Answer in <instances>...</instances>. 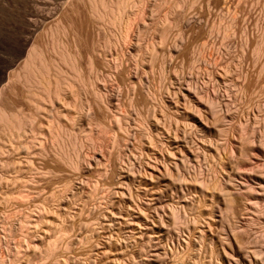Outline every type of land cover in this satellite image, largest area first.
I'll list each match as a JSON object with an SVG mask.
<instances>
[{"label": "rangeland", "instance_id": "374dc122", "mask_svg": "<svg viewBox=\"0 0 264 264\" xmlns=\"http://www.w3.org/2000/svg\"><path fill=\"white\" fill-rule=\"evenodd\" d=\"M125 1L0 0V264H264V0Z\"/></svg>", "mask_w": 264, "mask_h": 264}, {"label": "bare ground", "instance_id": "6f19581e", "mask_svg": "<svg viewBox=\"0 0 264 264\" xmlns=\"http://www.w3.org/2000/svg\"><path fill=\"white\" fill-rule=\"evenodd\" d=\"M117 1H118V0H117ZM117 1L115 0V4H116ZM124 1H125V0H124ZM130 1H131V0H130ZM130 1L128 2V0H127V3H130ZM113 2H114V1H113ZM121 2H122V0H121ZM124 3L127 4L126 1H125ZM131 5H132V4H131ZM134 5H135V4H134ZM134 5H133V6H134ZM113 6H114V5H113ZM115 6H116V10L113 9V11H116V12H114V13H115V17L117 16L118 19H120L118 15H120V13H121L120 11H121V9L123 8V4L120 3V2H119V3L117 2V4H116ZM124 7H126V6L124 5ZM126 9H127V8H126ZM122 10L124 11V8H123ZM126 11H127V10H126ZM114 13H113V14H114ZM122 13H123V12H122ZM123 14H124V13H123ZM120 16H121V15H120ZM122 18H123V17H122ZM116 20H117V18H116ZM29 52H30V51H29ZM29 56H30V55H29V53H28V57H29ZM26 57H27V56H26ZM27 63H28V61L25 63V65H26ZM27 67H28V66H27ZM38 97H39V96H38ZM4 114H5V113H4ZM4 114H3V112L0 110V120H2V119L4 120ZM24 136H25V135H24ZM54 242H55V241H53V242L51 243V246L54 244ZM53 246H54V245H53ZM13 259L16 260V258H14V257H13ZM13 259H12V260H13ZM0 263H1V262H0ZM11 264H12V261H11Z\"/></svg>", "mask_w": 264, "mask_h": 264}]
</instances>
